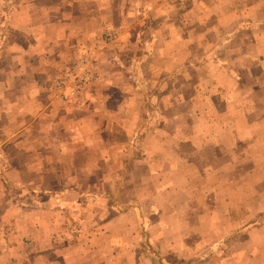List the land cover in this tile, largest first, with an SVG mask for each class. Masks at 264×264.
Wrapping results in <instances>:
<instances>
[{"label": "rangeland", "instance_id": "rangeland-1", "mask_svg": "<svg viewBox=\"0 0 264 264\" xmlns=\"http://www.w3.org/2000/svg\"><path fill=\"white\" fill-rule=\"evenodd\" d=\"M50 1L64 8L38 21L47 32L36 34L42 49L55 38L47 22L75 29L78 22L73 12L79 0ZM160 1L89 3L99 20L87 22L98 24L61 44L65 55L69 47L78 55L74 62L64 55L65 63L47 78L42 59L31 57L37 62L29 65L17 58L11 26L18 22L10 17L19 7L47 9V0H0V237L35 234L18 244L27 256L13 264H264V128L240 138L245 119L235 104L241 98L223 89L226 71L216 65L240 52L249 35L237 32V19L257 24L264 0H226L224 7L216 0ZM105 9L106 17L100 15ZM213 9L220 18L209 17ZM230 12L238 18H227ZM114 52L120 54L107 65ZM80 67L91 77L78 97L54 89L58 77ZM251 68H245L249 78L260 73ZM47 92L54 126L47 119ZM28 102L33 108L23 106ZM75 119L85 127L81 136L71 135ZM63 132L74 137L72 146H53ZM192 133L195 143L179 148L177 139ZM89 139L102 145L89 147ZM82 141L85 147L77 145ZM111 146L122 148L103 163ZM58 155L65 162L55 161ZM87 160L99 171L85 172L84 193L68 189L62 196L67 206L59 209L47 189L60 180L47 176V168L71 172ZM100 171L111 175L92 194ZM113 172L121 177L115 184Z\"/></svg>", "mask_w": 264, "mask_h": 264}, {"label": "crops", "instance_id": "crops-1", "mask_svg": "<svg viewBox=\"0 0 264 264\" xmlns=\"http://www.w3.org/2000/svg\"><path fill=\"white\" fill-rule=\"evenodd\" d=\"M49 1L50 0H47V9L44 6L39 7L40 5L37 7V9H36V7H32V6L19 7V8H15V11L10 15V17L12 18V20H14V22H18V25L16 27L14 25L11 26L12 29H17V31L13 33L15 35H13V39H14L13 42L14 43L12 44L15 47L17 58L19 59V61L22 64L24 62H26L29 65H34L37 62L36 59H33V60L30 59L31 57H37L39 59H42L39 62L40 63L42 62V65H47V78L49 77L48 71H54L56 68L61 66L60 64L65 63V62H63L62 59H63L64 55L67 54V52L65 53L67 47H61V44L65 40L70 41L76 34H78V35L90 34V32H93L92 30L98 24L97 23V24L93 25V24H88V22H87V21H89V19H98L99 20V17H98L99 14H97L94 7L89 5V3H91V2L98 3L99 1L108 2V1H114V0H79V1H77L80 3L78 5H75V8H74L75 12H73V15L76 14L75 18L78 20L76 29H75L73 23H72V25H66L65 27L62 28L61 26H58L57 23L52 24V22H47V23H49L48 30L50 29L51 31H53L50 33L55 34V38L52 41V43H49V44H47V42L43 43L42 44L43 49H42V47L37 45L39 43L35 42L36 34L39 33V34L45 35L47 32L45 31V27L44 28L40 27V23H38V21L41 19L42 16H43L42 18L46 17V15H45L46 11H47V18H48L49 14L52 15L54 13H56V15L59 16L58 14H61V10L64 8L63 6L61 7V6H57V5L52 7V5L50 3H48ZM52 1H54V0H52ZM52 1H50V2H52ZM116 1H118V2H130L133 0H115V2ZM156 1L161 2L160 0H156ZM165 1H167V0H164V2ZM39 2H42V0H39ZM225 3H226V0H216L215 6L224 7V6H226ZM101 7H104V5ZM67 8H69V7H67ZM105 8H106V6H105ZM122 8L125 12H128V11H126V9H124L123 6H122ZM38 9H40V10H38ZM140 10H141V8H139L138 11H140ZM53 11H56V12L53 13ZM221 12H222V10L220 11V13ZM108 13L106 12V9H105V10H102L100 15L106 17ZM132 14L135 15L136 13H132ZM215 14L217 15L218 18L221 17L217 12L214 11V9L209 11V17H212ZM234 15L236 16L235 18L237 19L238 18L237 12H230L229 14L227 13L226 16H228L227 18H229V17H233ZM35 16H37V20H35ZM53 16L51 18V21H53ZM248 16L253 19L255 16H257V14L249 13ZM239 17L240 18L237 20H239L240 24L239 25L236 24V26L237 25L239 26V28H237V30H238L237 32L244 33L243 34L244 37H246V35H249L248 36L249 39L247 41H245V43H244V41H242L238 45L240 52H238L236 54V56H233L231 58L230 57L229 58L228 57L227 58L215 57V58H218V60L220 61V63H217L216 65H218V67H223V69L226 71V78L224 80L225 85H224L223 89H226L227 93L231 94V96H239L241 98V102L239 104L238 103L235 104L237 106V109L235 111H236V113H238L241 116V118H242V116H244L242 119H245V122H243L242 125L241 124L239 125L240 130L244 131V133L242 135H240V138L243 139L245 137L249 138V137L255 135L258 129L264 128V26L259 25L260 22H264V15H263V17H262V15H260V16H257L255 18L258 21L257 24H254L253 20L243 19L242 15H240ZM118 18H121V17L118 16ZM18 30H21V31H18ZM234 31H235L234 33H237L236 30H234ZM20 34H23V36H20ZM37 50L39 51V53L37 52ZM75 53H76V49L71 50V47H69L68 55L70 56V60L73 62L78 55V54L76 55ZM119 54H120V52H116V53L114 52L112 55H110L108 57L107 65L113 64L112 63V62H114L113 58ZM68 55H65V56H67V58H69ZM100 55H99V57H100ZM222 63L228 64L229 67L236 65L237 68L236 69H229V68L224 67L222 65ZM243 66L253 67V68H251V70H254L255 67L258 66L260 68V73L258 75L255 73L252 78H249L247 71H245V68H247V67H243ZM103 69L105 70L104 67H103ZM246 75H247V77H246ZM100 77H101V75H100ZM238 91L241 92V94H239ZM11 96L13 99L17 98V94L12 93ZM49 96H50V92H47V116H48L47 119H51V121L53 122V126H54V119L55 118L53 115L55 112L51 108L48 107V105H49L48 99L50 98ZM94 99H97V96ZM23 106H32V103L28 102V103H25ZM31 108H33V106ZM258 114L259 115L261 114V116L259 117V119H256ZM257 120H259V121H257ZM67 122L68 121H66L65 123L67 124ZM53 126H52V128H54ZM60 127H62V125ZM239 127L235 123L234 128L237 129ZM83 128H85V127L81 123L80 119H75L74 130H73L74 133H71V135L72 136H74L75 134L80 135V130H83ZM93 128L95 130L98 129L97 126H93ZM65 130H67V129H65ZM65 130H63V131H65ZM64 135L65 134L63 132L62 136H60V135L55 136L52 139L53 142L51 144L53 146L54 145L60 146L61 148H65L64 147L65 145H66V147L72 146V142H70V141L74 140V137H72L69 140V139L65 138ZM97 136H98V134H96V137ZM195 138H196L195 133H192L191 137L188 136L187 139H183V138L179 137V139H177L178 143H176V144L178 145L179 148H180V146H182L185 143L193 145L195 143ZM64 139H65V141H64ZM93 140L94 139H89L87 141L89 144V147H93L96 145H102V143H100V140L99 141L95 140L94 143H93ZM77 145L80 147H82V146L85 147L84 141L79 142ZM121 148L116 147V146L109 147V149H113L114 152L111 155L105 154L102 158L104 161L103 163L113 162V160L115 159V155L119 154V152L121 151ZM64 152L65 151H63V153ZM93 155L94 154L92 152V156ZM179 155H180V153H179ZM55 161H59L61 164L63 162H65L63 160V156L61 158L59 155L56 157ZM83 162H85V164ZM83 162L80 161L79 165H74L75 167L73 168V170L71 172H68L67 168L62 167L61 165H60L61 168L59 169L60 171L56 174L47 168V176L58 178L60 180V183L59 184L57 183L54 186L55 187L54 190L47 189V192L50 193L51 195L56 194V196H55L56 200L60 202L59 209H64L67 206L68 201L62 199V196L68 192V189L75 191V193H77V194H83L84 193V191H83L84 187L80 184V181L83 184L82 179L86 177L85 172L88 173V171L90 170L93 173V176H95V172L99 171L97 166H94V165L91 166L90 164L86 165V162L89 163L88 160L83 161ZM91 162L94 163V161H91ZM62 168H63V172H65L64 175L62 173ZM117 172L119 173V170ZM0 175H1V173H0ZM108 175H111V174H107L104 171H100L98 176H97L98 178L94 177V179H95L94 183L95 184L90 186V190H91V192H93L92 194H96L98 191V188L100 190L101 180H103L101 178L106 177ZM112 175L113 176H111L110 180L113 181L114 180L113 178H115V181H114V184H115L117 179H119L121 177H119V175H114V172ZM63 176L65 179L71 177L74 179V181L71 182L70 184H67V182L65 181L62 184L61 179L63 178ZM129 177L130 176L127 174V178H129ZM130 200H134V199L130 198ZM62 201H64V202H62ZM48 208L51 210L50 203H47V209ZM10 220L12 223L13 219H9L8 221H10ZM4 223L7 224V221ZM53 224H55V223L50 221L48 226H51ZM53 235L49 234V237L50 236L54 237L55 235L54 236ZM20 236H21V239L19 237L16 239L12 238L11 240H9V238L6 234L1 233V237H0V261L3 262L1 264H13V263H16V261H20L21 258H25L27 256V253L22 251L23 248L18 247V244H25V242L32 240V238L34 239L35 234H34V232L29 231L27 233L20 234ZM43 252H45V251H39V254L41 255ZM51 254H52V250L47 249V256L50 257ZM47 261H49L48 258H47Z\"/></svg>", "mask_w": 264, "mask_h": 264}, {"label": "built area", "instance_id": "built-area-1", "mask_svg": "<svg viewBox=\"0 0 264 264\" xmlns=\"http://www.w3.org/2000/svg\"><path fill=\"white\" fill-rule=\"evenodd\" d=\"M89 70H78L75 74H67L62 77H58L54 83V89L57 91L65 90L67 92V98H76L82 92L83 84L86 83L91 74Z\"/></svg>", "mask_w": 264, "mask_h": 264}]
</instances>
